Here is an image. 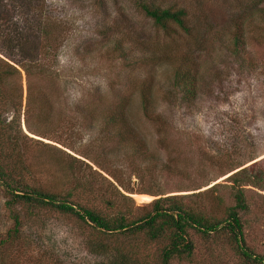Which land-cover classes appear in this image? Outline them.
<instances>
[{
    "label": "rangeland",
    "instance_id": "374dc122",
    "mask_svg": "<svg viewBox=\"0 0 264 264\" xmlns=\"http://www.w3.org/2000/svg\"><path fill=\"white\" fill-rule=\"evenodd\" d=\"M139 1L0 0V264H161L170 240L122 232L104 252L74 216L22 203L15 233L11 187L127 220L177 194L217 220L239 190L251 257L189 229L191 255L169 264L264 263V0H143L184 8L189 32Z\"/></svg>",
    "mask_w": 264,
    "mask_h": 264
},
{
    "label": "trees",
    "instance_id": "16d2710c",
    "mask_svg": "<svg viewBox=\"0 0 264 264\" xmlns=\"http://www.w3.org/2000/svg\"><path fill=\"white\" fill-rule=\"evenodd\" d=\"M137 3L140 10L152 19V22L158 28L168 30V24H174L183 31L189 32L188 16L184 8L174 9L170 6L162 8L159 5L150 4L143 0ZM190 80L188 74H181L177 71L175 85L185 93H191L194 90V86ZM150 107V105L146 106L144 111L148 112V110H151ZM6 176V172L0 165V178L7 181ZM17 191L16 188L12 189L11 187L10 198L6 202V206L11 211L14 225L13 232L15 233L22 222L19 214L12 212L14 204L22 203L31 207L47 205L53 209H58L62 213L74 216L89 229L96 230L98 236L94 240V243L104 252L108 249L107 236L118 235L122 232L128 235L145 232L148 238L154 239L163 236L169 231V243L162 249L161 253V264H169L176 257H189L191 255L194 248L193 240L188 235V231L191 229L202 234H211L213 231L228 233L229 238L237 243L241 254L247 258L251 257V253L243 245V224L238 213L241 209L246 208V204L243 194L239 190L234 194L235 204L229 208L227 215L217 220L207 218L204 213L197 209L188 208L179 201L180 197H182L180 194L155 198L152 201V209L150 211L143 213L142 216L135 219L127 220L122 212L109 215L94 208L74 203L72 202L73 200H70L71 194L59 196L32 189L29 191L24 189L22 193ZM165 202L167 203L166 206H164ZM11 232L12 228L8 229L7 236ZM253 260L254 264H264L260 257H254Z\"/></svg>",
    "mask_w": 264,
    "mask_h": 264
}]
</instances>
